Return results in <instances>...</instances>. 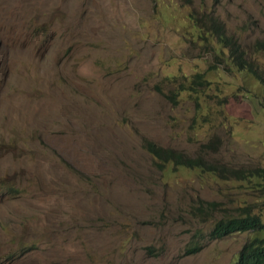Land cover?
<instances>
[{
  "label": "rangeland",
  "instance_id": "obj_1",
  "mask_svg": "<svg viewBox=\"0 0 264 264\" xmlns=\"http://www.w3.org/2000/svg\"><path fill=\"white\" fill-rule=\"evenodd\" d=\"M208 17L264 74V0H0V264H231L246 234L209 232L264 220V180L241 176L264 169V94L195 36ZM209 69L202 122L163 93ZM146 141L225 173L160 171Z\"/></svg>",
  "mask_w": 264,
  "mask_h": 264
},
{
  "label": "trees",
  "instance_id": "obj_2",
  "mask_svg": "<svg viewBox=\"0 0 264 264\" xmlns=\"http://www.w3.org/2000/svg\"><path fill=\"white\" fill-rule=\"evenodd\" d=\"M196 20L202 24L200 27L197 26ZM196 20L192 24L195 36L207 42L214 35L217 45L220 46V51L228 54L227 58L232 64L229 71L234 70L253 79L264 94V74L259 69L256 60L252 59L232 36L226 35L223 27L214 19L208 17L206 20L202 18ZM251 49L252 53L264 55V39H256ZM211 71L209 69L207 73L197 72L192 75H183L181 80L173 81L172 89L163 93L164 96L169 102L176 104L181 99L180 96L185 94V98L190 99L196 108L194 118L199 117L202 122L210 121V112L215 105L213 98L219 96L217 84H215L213 76L209 74ZM204 97L207 100H203ZM205 110L207 112H204ZM144 149L152 158L154 166L163 172H172L175 169L195 170L214 178H221L225 173L222 166L207 162L200 156L188 157L173 149L157 146L151 141L144 143ZM241 176L247 180L254 178L264 180V169H250ZM202 209L203 207L198 205L193 209L192 215L205 218L204 216H207L211 209L205 212H202ZM239 233H245L246 239L231 264H264V220L258 214L243 211L237 216L220 217L214 221L209 235L210 238L215 239ZM195 245L197 242L194 243L191 251L199 250L200 246L195 247Z\"/></svg>",
  "mask_w": 264,
  "mask_h": 264
}]
</instances>
